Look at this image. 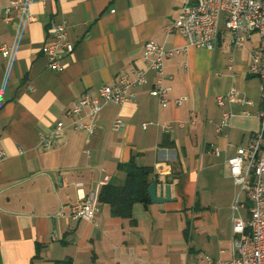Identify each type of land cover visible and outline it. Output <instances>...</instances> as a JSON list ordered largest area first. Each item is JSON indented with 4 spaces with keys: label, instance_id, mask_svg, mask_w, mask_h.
Instances as JSON below:
<instances>
[{
    "label": "crops",
    "instance_id": "1",
    "mask_svg": "<svg viewBox=\"0 0 264 264\" xmlns=\"http://www.w3.org/2000/svg\"><path fill=\"white\" fill-rule=\"evenodd\" d=\"M9 1L0 0V264L230 259L238 187L228 160L261 129V83L251 68L261 62L254 54L263 38L252 33L236 49L222 23L214 51L189 47L165 60L168 104L151 95L155 74L149 71L148 83L132 88L131 101L104 106L89 136L73 127L67 110L124 73L147 68V42L187 46L185 36L169 31L184 0H33L7 23ZM61 22L75 50L62 57L67 67L55 71L42 48ZM233 88L252 104L219 105L217 97ZM179 98L185 99L177 106ZM226 111L232 116L219 132ZM117 119L123 128L114 127ZM60 121L62 136L52 146L42 144ZM132 160L153 169L150 182H157L159 195L172 180V200L150 198L134 203L129 215H117L99 194L106 184H124V165ZM91 193L100 205L94 221L73 218L71 205ZM249 206L241 194L243 219Z\"/></svg>",
    "mask_w": 264,
    "mask_h": 264
},
{
    "label": "built area",
    "instance_id": "2",
    "mask_svg": "<svg viewBox=\"0 0 264 264\" xmlns=\"http://www.w3.org/2000/svg\"><path fill=\"white\" fill-rule=\"evenodd\" d=\"M33 0H10L3 7L4 21L10 23L14 19L15 11L27 12ZM114 12V11H113ZM224 23L226 29L232 35L233 46L241 48L249 35L257 33L263 38V43L258 52L254 54L259 59V53L264 49V0H184L179 17L174 21L169 31H179L188 40V45L183 48L168 49L155 42L145 44V60L147 68L137 69L132 73H124L113 84L101 86L94 94H85L67 110V115L73 118V127L85 130L90 136L95 131L94 119L101 113L108 103L122 105L134 98L133 87L148 83V73L155 74L151 95L158 98L164 105L169 103L166 93L170 90L165 85V60L186 52L189 47L206 48L214 51L220 38V27ZM53 41L45 44L42 48L43 54L48 59L49 68L62 71L67 67L63 62V55H70L75 50V44L69 39L68 26L65 22L57 23L51 27ZM5 55L9 54L6 47H2ZM185 65V63H184ZM258 67H264V60L251 68L252 75L264 77L258 74ZM185 98L175 99V105L183 104ZM218 104L224 106L226 102H240L244 106L252 104V101L244 97L237 89H231L226 95L217 97ZM263 108L257 113L259 120L264 115ZM86 109V112H85ZM232 114L228 111L223 113V121L218 124V131L229 125ZM88 118L89 121H84ZM150 123H143L147 129ZM125 123L117 119L114 123L116 129L123 128ZM171 125L166 124L165 129L169 131ZM65 129V123L60 121L55 129L47 136H42V144L52 146L60 138ZM254 134L249 144L238 148L237 154L228 160L231 176L238 187L237 197L233 205L232 219V256L227 260H216L207 258L208 264H264V146L261 151H254ZM216 154L219 150L216 149ZM2 153H0V156ZM255 159H262V168L258 170V187L256 190H248L250 182L249 166ZM247 195L249 216L243 219L238 213L240 196ZM100 210L98 197L91 193L86 198L71 205V215L75 219H86L94 221ZM247 221H254L257 226V247H250V238L247 231Z\"/></svg>",
    "mask_w": 264,
    "mask_h": 264
},
{
    "label": "trees",
    "instance_id": "3",
    "mask_svg": "<svg viewBox=\"0 0 264 264\" xmlns=\"http://www.w3.org/2000/svg\"><path fill=\"white\" fill-rule=\"evenodd\" d=\"M124 168L127 172L124 184L121 186L106 184L99 194V201L109 204L117 215H129L134 203L147 204L150 201L148 189L153 169L139 166L133 160L124 165Z\"/></svg>",
    "mask_w": 264,
    "mask_h": 264
},
{
    "label": "bare ground",
    "instance_id": "4",
    "mask_svg": "<svg viewBox=\"0 0 264 264\" xmlns=\"http://www.w3.org/2000/svg\"><path fill=\"white\" fill-rule=\"evenodd\" d=\"M261 60H264V49L259 53ZM258 74H264V67H258ZM261 81V99L264 101V77H259ZM261 129L257 133V139L254 141V151H261L264 146V115L260 119ZM262 168V159H255V162L250 164L249 173L251 175L250 182L248 183V190H256L258 187V170ZM247 231L250 238V247H257V226L254 221H247Z\"/></svg>",
    "mask_w": 264,
    "mask_h": 264
},
{
    "label": "water",
    "instance_id": "5",
    "mask_svg": "<svg viewBox=\"0 0 264 264\" xmlns=\"http://www.w3.org/2000/svg\"><path fill=\"white\" fill-rule=\"evenodd\" d=\"M171 184L172 180H170V183L165 186V192L162 194H158V185L157 182H153L148 189L150 198L153 203H164L172 200L171 196Z\"/></svg>",
    "mask_w": 264,
    "mask_h": 264
},
{
    "label": "rangeland",
    "instance_id": "6",
    "mask_svg": "<svg viewBox=\"0 0 264 264\" xmlns=\"http://www.w3.org/2000/svg\"><path fill=\"white\" fill-rule=\"evenodd\" d=\"M260 83H261V81H260ZM247 211L246 210H244V217L246 218L247 217Z\"/></svg>",
    "mask_w": 264,
    "mask_h": 264
}]
</instances>
